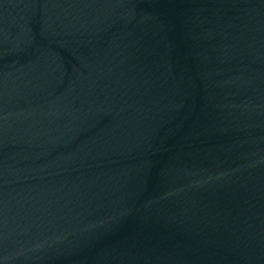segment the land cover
<instances>
[{"label":"water","instance_id":"1","mask_svg":"<svg viewBox=\"0 0 264 264\" xmlns=\"http://www.w3.org/2000/svg\"><path fill=\"white\" fill-rule=\"evenodd\" d=\"M0 264H264V0H0Z\"/></svg>","mask_w":264,"mask_h":264}]
</instances>
